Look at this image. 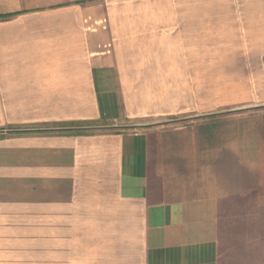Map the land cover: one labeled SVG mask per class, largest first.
Instances as JSON below:
<instances>
[{
    "label": "crops",
    "instance_id": "1",
    "mask_svg": "<svg viewBox=\"0 0 264 264\" xmlns=\"http://www.w3.org/2000/svg\"><path fill=\"white\" fill-rule=\"evenodd\" d=\"M246 209L264 0H0V264H219Z\"/></svg>",
    "mask_w": 264,
    "mask_h": 264
},
{
    "label": "rangeland",
    "instance_id": "2",
    "mask_svg": "<svg viewBox=\"0 0 264 264\" xmlns=\"http://www.w3.org/2000/svg\"><path fill=\"white\" fill-rule=\"evenodd\" d=\"M172 92V91H171ZM222 216L219 226V264H264V210L259 216Z\"/></svg>",
    "mask_w": 264,
    "mask_h": 264
}]
</instances>
